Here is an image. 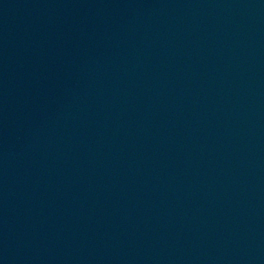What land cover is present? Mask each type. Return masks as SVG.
Instances as JSON below:
<instances>
[{"label": "water", "instance_id": "95a60500", "mask_svg": "<svg viewBox=\"0 0 264 264\" xmlns=\"http://www.w3.org/2000/svg\"><path fill=\"white\" fill-rule=\"evenodd\" d=\"M0 264H264V0H0Z\"/></svg>", "mask_w": 264, "mask_h": 264}]
</instances>
